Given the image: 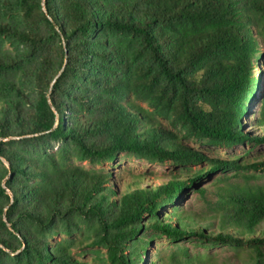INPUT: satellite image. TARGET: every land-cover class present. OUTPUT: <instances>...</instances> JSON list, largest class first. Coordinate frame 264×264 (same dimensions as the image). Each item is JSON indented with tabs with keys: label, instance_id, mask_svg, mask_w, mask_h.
<instances>
[{
	"label": "trees",
	"instance_id": "16d2710c",
	"mask_svg": "<svg viewBox=\"0 0 264 264\" xmlns=\"http://www.w3.org/2000/svg\"><path fill=\"white\" fill-rule=\"evenodd\" d=\"M263 49L264 0H0V264H79L84 248L166 264L147 251L161 237L264 264V185L249 173L264 161L184 142L264 145ZM253 101L257 134L242 130ZM121 154L187 173L121 192L95 169ZM220 173L209 214L181 208Z\"/></svg>",
	"mask_w": 264,
	"mask_h": 264
},
{
	"label": "rangeland",
	"instance_id": "374dc122",
	"mask_svg": "<svg viewBox=\"0 0 264 264\" xmlns=\"http://www.w3.org/2000/svg\"><path fill=\"white\" fill-rule=\"evenodd\" d=\"M259 69L258 75L264 81V49L263 54L258 60ZM259 104L257 101H253L249 104V113L242 120V130L252 134H257L258 129L253 126L257 117ZM188 146L196 148L200 151L226 158V157H239L241 160L254 162L264 161V145H237L233 147H215L207 145L206 143H199L193 140L184 141ZM86 168H90L89 164H80ZM198 166L190 167V170H196ZM97 170H104L105 172H112L115 175V182L118 189L122 192L125 189L124 184L132 181L136 176H139L140 186L145 187H158L163 182L168 181V178L172 175H183L187 173V169L175 165L171 162L164 164H151L143 160L137 159L130 154H121L115 162L107 164L102 167H95ZM189 170V169H188ZM257 177L252 179V182L259 185H264V172H253ZM231 173L226 175L218 174L209 179H205L199 183V187H204L206 190L204 194H200L195 190H190L184 194L183 199L179 205L188 211H193L199 214H209V204L216 200V192L218 188L226 186L225 181H218L223 177H229ZM240 181V180H239ZM236 182V180H230L228 183ZM166 212L170 210V207L164 209ZM264 229V223H262L256 234H261ZM182 248L186 249L190 257H210L214 264H242L246 258V254L241 252L236 256L231 250L225 247H209L206 248L197 243L196 240H185L180 242H172L168 239L161 237L154 239L147 251L155 256V259H161L166 264H174L171 261V256H174V261L183 264L187 258L182 254ZM98 251L101 257H104L105 251L102 249H78L73 250V258L79 262V264H102L98 258Z\"/></svg>",
	"mask_w": 264,
	"mask_h": 264
}]
</instances>
